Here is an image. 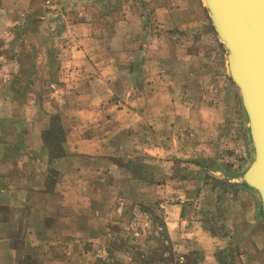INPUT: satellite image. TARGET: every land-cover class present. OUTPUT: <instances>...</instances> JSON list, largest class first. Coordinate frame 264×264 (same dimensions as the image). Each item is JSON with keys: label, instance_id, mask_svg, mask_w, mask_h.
I'll list each match as a JSON object with an SVG mask.
<instances>
[{"label": "rangeland", "instance_id": "1", "mask_svg": "<svg viewBox=\"0 0 264 264\" xmlns=\"http://www.w3.org/2000/svg\"><path fill=\"white\" fill-rule=\"evenodd\" d=\"M225 52L202 0H0V264H264ZM177 205L195 241L162 229Z\"/></svg>", "mask_w": 264, "mask_h": 264}, {"label": "water", "instance_id": "2", "mask_svg": "<svg viewBox=\"0 0 264 264\" xmlns=\"http://www.w3.org/2000/svg\"><path fill=\"white\" fill-rule=\"evenodd\" d=\"M237 87L252 157L235 180L256 197L264 218V0H202Z\"/></svg>", "mask_w": 264, "mask_h": 264}, {"label": "crops", "instance_id": "3", "mask_svg": "<svg viewBox=\"0 0 264 264\" xmlns=\"http://www.w3.org/2000/svg\"><path fill=\"white\" fill-rule=\"evenodd\" d=\"M89 65H90V67H93L94 64L89 63ZM120 65H122V64H120ZM106 66L113 69L112 65H106ZM114 66H115V70H116V68L118 69L119 64H115ZM108 77H110V76H108ZM107 79H109V78L102 79V81L106 82ZM114 79H116V78L110 77L109 82L114 81ZM95 146L98 147V149L100 151L102 150V148H104L102 146V144L95 145ZM95 153H97L96 148L89 150V152H87V154L91 155V157L89 156L86 159L98 158V157L94 156ZM63 158H64V156L61 159H63ZM107 160H109V162H110V167L119 168L117 163L114 162L111 158H107ZM72 161L75 162V159L70 160V162H72ZM70 162H68L67 160L65 162H63L64 165L61 166L62 167L61 171L59 174H57L58 175V184L60 187V195L58 196V198H60L61 205L62 206L64 205L63 207L66 209V212L64 214H69L67 208L69 206H72L71 205L72 203H73V205H76L75 204L76 200L81 199V201L84 200V202H85V200L89 201V202L91 200L90 189L85 188V185L86 186L88 185V181H84L82 177H79V174L82 171L81 167H79L80 168L79 170H77L78 168L74 167L75 173H73V175H74L73 177L75 178L74 180H78L79 183H78V188L75 187L71 190L70 182H69V179H71V178H70V175H68L70 173V169H69V163ZM92 172H94L96 174V176H94V177L98 178V183H100V181H102V182H104L105 180L107 181V179L110 182V184L113 182L108 177V170H107V167H105V166L96 165L94 168H92ZM73 190L76 191V194L74 193L72 195L71 191H73ZM92 197H93V195H92ZM180 207L181 206L177 205L174 208H164V210L161 212V216H160L161 221H162V223H161L162 229H164L165 234L167 235V237L170 241H179L180 237H184V235H186V237H188V239H189V240H187L188 242L195 241L193 236H188V234L186 233L187 227L185 228L182 226L183 222L180 221V220H182L181 219L182 213H181ZM64 223H66V222H64ZM181 241H185V238H182L180 240V242Z\"/></svg>", "mask_w": 264, "mask_h": 264}, {"label": "trees", "instance_id": "4", "mask_svg": "<svg viewBox=\"0 0 264 264\" xmlns=\"http://www.w3.org/2000/svg\"><path fill=\"white\" fill-rule=\"evenodd\" d=\"M56 127H58L56 124H55V122L53 123V121H52V124L50 123V125H49V127H48V133H51L53 130H54V128H56ZM50 128V129H49ZM59 130H60V127H59ZM58 130V131H59ZM46 132V133H47ZM60 132V131H59ZM52 138H51V140L54 142L55 140H56V136L55 135H53V136H51Z\"/></svg>", "mask_w": 264, "mask_h": 264}]
</instances>
